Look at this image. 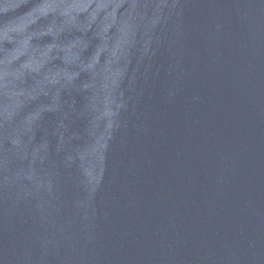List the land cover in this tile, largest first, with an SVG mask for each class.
<instances>
[{
    "label": "water",
    "instance_id": "obj_1",
    "mask_svg": "<svg viewBox=\"0 0 264 264\" xmlns=\"http://www.w3.org/2000/svg\"><path fill=\"white\" fill-rule=\"evenodd\" d=\"M0 264H264V0H0Z\"/></svg>",
    "mask_w": 264,
    "mask_h": 264
}]
</instances>
